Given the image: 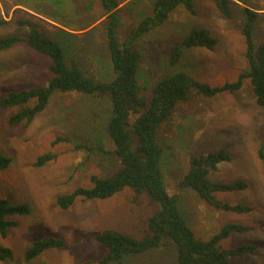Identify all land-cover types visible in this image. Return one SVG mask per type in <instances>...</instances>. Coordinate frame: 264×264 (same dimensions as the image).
<instances>
[{"label":"rangeland","instance_id":"obj_1","mask_svg":"<svg viewBox=\"0 0 264 264\" xmlns=\"http://www.w3.org/2000/svg\"><path fill=\"white\" fill-rule=\"evenodd\" d=\"M155 1L123 0L121 40L153 12ZM195 8V14L178 8L164 23L134 41L142 55L138 80L145 97L150 98L156 82L177 72H186L211 86H222L249 71L243 31L245 9L258 12L253 37L257 44L264 43V0H232L231 16H226L215 0H195ZM0 20L7 21L0 24V38H27L36 24L53 38L60 30L76 35L68 62L98 80L113 79L104 30L106 15L99 0H0ZM193 28L210 29L217 39L215 48H187L179 62L172 64L171 46L181 43ZM52 63L50 56L35 51L26 41L0 50V101L11 91L46 83L52 76ZM20 109L5 108L0 102V156L11 158L10 165L0 171V195L15 204H30L32 212L8 216L18 223L8 227L5 236L0 233V246L11 248L14 255L0 259V264H179L177 245L170 238L160 248L128 254L121 261H101L108 249L95 237L104 230L116 229L136 238L147 234L148 218L161 209L147 192L126 187L108 198H78L66 209L58 204L59 196L77 187L92 186L93 174L107 178L121 167L120 159L100 148L114 146L108 135L112 115L109 99L57 90L32 122L12 124L11 116ZM136 117L132 115V121ZM58 137L66 140L54 143ZM158 138L164 150L161 167L167 189L177 194L179 209L195 235L210 239L229 223L248 226L244 231H233L219 245L223 249L253 245V253L231 255L230 261L264 264V106L257 103L250 79L246 78L238 90L215 96L193 90L187 100L179 103L173 117L161 125ZM79 144L95 148L79 149ZM220 150H226L231 158L211 170L210 180L244 181L247 186L219 191L216 198L249 205L250 211L219 209L194 189L179 184L193 154ZM48 152L57 157L37 165L38 158ZM48 237L64 239L66 244L26 260V249Z\"/></svg>","mask_w":264,"mask_h":264},{"label":"trees","instance_id":"obj_2","mask_svg":"<svg viewBox=\"0 0 264 264\" xmlns=\"http://www.w3.org/2000/svg\"><path fill=\"white\" fill-rule=\"evenodd\" d=\"M99 1L106 15L104 30L114 74L111 81L98 80L89 76L80 66L68 62V52L74 47L72 41L76 35L67 31L60 30L59 36L53 38L36 24L30 29L27 38L20 36L0 38V50L26 41L32 49L50 56L53 60L50 66L52 76L46 83L30 89L11 91L1 99V105L5 108L11 106L21 108L11 116L12 124L32 122L36 115L46 108L51 96L57 90L91 94L112 102L108 135L114 146L100 148L120 159L121 167L113 176L107 178L93 174L92 186L77 187L72 192L59 196L57 199L59 206L64 209L69 208L78 198H108L126 187L134 188L138 193L147 192L161 204V209L148 218L147 234L143 238H136L116 229H106L95 237L96 241L108 249L107 255L101 260L103 263L121 261L128 254H139L151 248H160L167 238L177 245L179 264H233L230 261L231 255L253 253L255 247L250 244L230 249H223L219 245L220 241L233 231L249 229L245 225L229 223L210 239H200L195 235L179 209L177 194H172L167 189L161 167L164 150L158 135L161 125L173 117L179 103L187 100L195 89L206 96H215L224 91L240 89L245 79L249 78L257 103L264 106V43L257 44L253 37L258 12L250 8L245 9L246 20L243 31L247 44L246 57L250 66L248 72L241 73L236 81L222 86H211L199 82L186 72H177L156 82L148 98L141 94L142 88L138 79L142 55L134 47V41L164 23L170 14L180 7L195 14V0H156L153 12L150 11L123 40L119 37V28L122 25L120 6L123 0ZM215 2L226 16L232 15V0H215ZM6 22L0 20V24ZM216 44L217 39L210 29L193 28L181 43L171 46L170 62L172 64L179 62L187 48L200 46L214 49ZM33 101L34 104H30ZM132 115H137L134 121ZM60 140L66 139L58 137L54 143ZM77 148L92 150L95 147L90 144H79ZM56 157L53 152L45 153L38 158L36 164L43 165ZM261 157L264 160L263 149H261ZM230 158L226 150L193 154L190 157L189 168L179 183L180 186L194 189L203 200L219 209L250 211L249 205L230 204L216 198V193L219 191L243 189L247 186L244 181L217 183L210 180L211 170L217 169L222 160ZM10 163V157L1 155L0 171L7 168ZM31 212L30 204H15L0 195V233L5 236L8 227L17 225L16 220L8 219L9 215ZM65 244L64 239L55 237L37 240L26 249L25 259L31 260L50 247H60ZM13 255L11 248L0 246V259L12 258Z\"/></svg>","mask_w":264,"mask_h":264}]
</instances>
